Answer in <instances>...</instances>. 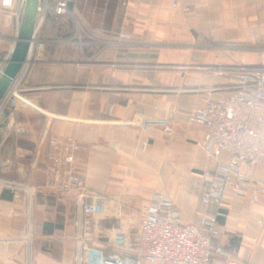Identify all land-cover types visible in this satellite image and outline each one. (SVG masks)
<instances>
[{
    "label": "crops",
    "instance_id": "crops-1",
    "mask_svg": "<svg viewBox=\"0 0 264 264\" xmlns=\"http://www.w3.org/2000/svg\"><path fill=\"white\" fill-rule=\"evenodd\" d=\"M68 3L72 16L47 13L37 22L16 78L21 90L0 111V179L36 187L31 204L0 191V264H75L78 223L86 242L111 243L126 254L160 189L184 223L195 221L204 209L206 160L204 130L187 120L191 103L227 95L233 69L258 65L264 51V0H184L178 9L168 0ZM16 8L13 0L0 11V70L15 42ZM121 33L132 42L118 44ZM167 122L170 134L163 132ZM52 136L77 143L81 216L75 194L44 185ZM254 173L263 175L260 168ZM221 208L216 241L245 263L264 264V226L257 224L264 205L250 206L227 190Z\"/></svg>",
    "mask_w": 264,
    "mask_h": 264
},
{
    "label": "built area",
    "instance_id": "built-area-1",
    "mask_svg": "<svg viewBox=\"0 0 264 264\" xmlns=\"http://www.w3.org/2000/svg\"><path fill=\"white\" fill-rule=\"evenodd\" d=\"M12 1L0 0V11L9 9ZM168 1L172 8L178 9L184 0ZM25 4L26 0H17L18 24ZM183 10L187 11L188 6H183ZM37 12L38 23L47 13L71 14L68 0H56L53 4L49 0H38ZM131 42L129 34L119 35L118 44ZM42 46V43L36 45L38 49ZM9 57L10 54L4 63ZM233 72L236 83L227 95L219 99L208 97L201 105L192 102L188 113V122L204 130L200 144L206 160L202 171L205 190L200 198L204 209L198 212L196 220L184 223L171 197L164 190L154 191L137 225L135 252L120 253L111 243L101 247L91 245L81 236L82 224L78 223L80 233L76 237L75 264H248L236 258L216 238L220 234L218 219L224 217L221 207L227 190L233 197L247 200L250 206L264 205V51L258 65H240ZM16 78L0 102V111L11 96L21 90ZM163 132H172L169 122L164 125ZM77 148L70 136L50 137L43 174L48 188L63 195L75 194L81 216L85 187L82 176L75 169ZM255 168L263 171L261 178L255 175ZM1 190L24 195L29 204L36 194L33 184L14 180L0 179ZM257 224L264 226L262 220Z\"/></svg>",
    "mask_w": 264,
    "mask_h": 264
},
{
    "label": "water",
    "instance_id": "water-1",
    "mask_svg": "<svg viewBox=\"0 0 264 264\" xmlns=\"http://www.w3.org/2000/svg\"><path fill=\"white\" fill-rule=\"evenodd\" d=\"M37 6L38 0H26L10 57L0 74V102L28 59L34 39Z\"/></svg>",
    "mask_w": 264,
    "mask_h": 264
},
{
    "label": "rangeland",
    "instance_id": "rangeland-1",
    "mask_svg": "<svg viewBox=\"0 0 264 264\" xmlns=\"http://www.w3.org/2000/svg\"><path fill=\"white\" fill-rule=\"evenodd\" d=\"M189 10H190V6H188V10L187 11H185V10H183L182 9V11L183 12H189ZM71 15V14H70ZM72 16V15H71ZM34 40V39H33ZM235 76V75H234ZM236 79V78H235ZM44 185H45V183H44ZM47 187V186H46ZM51 189V188H50ZM83 211V210H82ZM138 225V224H137ZM138 226H136L135 227V231H133V232H137L138 231V228H137ZM138 243V242H137ZM92 245H94L93 243H92ZM94 246H96V247H101L100 245H94ZM135 248L134 247H132V246H129V247H127L126 248V254H130V253H133V252H135L136 250H137V245L135 244Z\"/></svg>",
    "mask_w": 264,
    "mask_h": 264
},
{
    "label": "bare ground",
    "instance_id": "bare-ground-1",
    "mask_svg": "<svg viewBox=\"0 0 264 264\" xmlns=\"http://www.w3.org/2000/svg\"><path fill=\"white\" fill-rule=\"evenodd\" d=\"M174 9V8H173ZM37 18H38V12H37V15H36V22H35V30H36V25H37ZM19 23H20V21H19ZM18 26H19V24H18ZM32 44H33V42L31 43V46H32ZM14 45V44H13ZM31 49V48H30Z\"/></svg>",
    "mask_w": 264,
    "mask_h": 264
}]
</instances>
